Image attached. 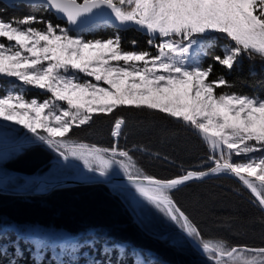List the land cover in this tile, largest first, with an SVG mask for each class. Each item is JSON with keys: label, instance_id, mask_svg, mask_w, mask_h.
<instances>
[{"label": "snow or ice", "instance_id": "obj_1", "mask_svg": "<svg viewBox=\"0 0 264 264\" xmlns=\"http://www.w3.org/2000/svg\"><path fill=\"white\" fill-rule=\"evenodd\" d=\"M17 6L53 12L66 24L34 13L7 17L0 12V76L47 95L26 99L23 92L13 90L15 84L0 95V139L15 140L16 152L45 146L57 154L58 163L72 166V161H81L84 169L101 177L116 166L134 193L198 243L212 264H264V247L205 239L173 195L190 181L230 174L264 211V98L229 91L234 85L214 73V64L230 72L245 57L264 59V0H22ZM97 21L143 30L148 48L139 49L132 40L134 50H126L119 34L87 39L85 33ZM218 38L224 41L222 54L212 55L214 63L205 67L203 57ZM117 109L158 112L192 129L208 147L205 164L210 161V166L173 178L146 173L128 150L119 147L126 124L122 115L114 120L111 147L72 138L73 130L90 124L94 115ZM233 157L244 159L235 162ZM20 242L41 252L46 246L45 238L20 237ZM96 243L88 239L59 247L75 257ZM114 247L105 243V259L85 264H113ZM16 250L23 255L19 244ZM7 251L0 245V255ZM53 264L79 261L57 258Z\"/></svg>", "mask_w": 264, "mask_h": 264}, {"label": "trees", "instance_id": "obj_2", "mask_svg": "<svg viewBox=\"0 0 264 264\" xmlns=\"http://www.w3.org/2000/svg\"><path fill=\"white\" fill-rule=\"evenodd\" d=\"M17 5L21 4L7 6L0 1V12L7 17L34 13L54 24L65 25L42 8ZM116 34L121 36L126 50H134L132 40L137 41V48H148V37L135 30L120 31L109 24H97L85 33L87 39H106ZM223 44V38L216 40L209 55L203 57L205 67L214 63L212 55L222 54ZM214 73L225 75L234 85L229 91L264 98V59L259 56L245 57L230 72L214 64ZM13 84L16 85L13 90L23 92L26 99L47 98L43 90L23 86L14 78L3 76H0V95ZM121 115L126 124L119 147L128 150L137 166L146 173L158 178H173L186 170L211 164L210 161L205 164L209 155L207 145L192 129L158 112L117 109L113 114L94 115L90 124L73 130L72 138L98 147H111L115 142L111 135L114 120ZM56 158L55 152L45 146H32L20 152L12 148L0 156V174L19 172L49 180L76 174L74 165L65 164L63 173H53L58 169L57 162L52 161ZM243 159L233 157L235 162ZM3 181L1 186L9 189L34 184L18 176ZM124 190L102 183H87L53 189L42 195L0 193V234H3L0 245L8 250L7 255H0V258L4 262L15 260L18 264H34L35 261L53 264L57 258L66 262L76 259L79 264H85L93 258L105 259L102 247L107 243L109 247L115 245L110 257L113 264H121V261L136 264L138 259L144 264H212L203 251H197L189 243L178 226L151 205L144 210L135 208L123 195ZM173 195L200 227L205 239L224 240L230 246L264 247V213L233 178L218 176L191 182L174 190ZM20 237L45 238L46 246L41 252L39 247L20 242ZM88 239L98 243L93 248H83V254L75 257L68 252L62 253L59 247ZM17 244L24 249L22 256L16 250Z\"/></svg>", "mask_w": 264, "mask_h": 264}, {"label": "water", "instance_id": "obj_3", "mask_svg": "<svg viewBox=\"0 0 264 264\" xmlns=\"http://www.w3.org/2000/svg\"><path fill=\"white\" fill-rule=\"evenodd\" d=\"M0 1H2L6 5L22 4V0H0ZM35 2L38 3L39 0H35ZM51 13L54 14V16L56 17L57 20H60L66 24V21L62 17L56 15L53 12H51ZM99 23L103 24L104 22H102V21L96 22V24H99ZM108 24H110L113 28L118 29V30L124 31V30L133 29V30L147 36V34L143 30H141L137 27L131 26V25H129L127 27H122V26L116 25L115 23H108ZM12 143L13 142H7V144H12ZM55 161H58V158L55 159ZM71 163L80 168L79 172L74 176L64 177L60 180H43V179L35 177L33 174H24V173H19V172H12L10 174H0L1 180H6L10 177L18 176V177H21L25 180L35 181V184L31 187H28V188L9 189V188H5V187H0V193L10 194V195H27V196L41 195V194L49 193L53 189H57V188H61V187H68V186H74V185H79V184H87V183H102L108 187L131 188V186L127 184V180H126L125 176H116V175L109 174V176H107V177H101V176H99L98 173L94 174V173L88 172L86 169L83 168V164L78 162V161H72ZM206 167L200 168V169H195V170H205ZM85 174H90L91 177H86ZM218 176H227V177L233 178L254 199V197L252 196L250 191L239 181V179L237 177H235L233 175L222 173L219 175H212V176L204 177L202 180H206V179L218 177ZM202 180L190 181L187 184H189L191 182L202 181ZM262 212L264 213V211H262ZM186 239L189 241V243L196 250L201 251V248L199 247L198 243H196L195 241H192L188 238H186Z\"/></svg>", "mask_w": 264, "mask_h": 264}, {"label": "rangeland", "instance_id": "obj_4", "mask_svg": "<svg viewBox=\"0 0 264 264\" xmlns=\"http://www.w3.org/2000/svg\"><path fill=\"white\" fill-rule=\"evenodd\" d=\"M35 89V88H34ZM38 90V89H36ZM7 123H10V122H7ZM16 127H22L20 125H16ZM7 142H13L12 144H7ZM15 144H16V141L13 140V139H0V156L6 151V150H10L12 148H15ZM81 162V161H79ZM82 163V162H81ZM73 165V164H72ZM57 166H58V169H56L53 173H63L65 171V169L63 168L64 166V162L63 161H60L59 163L57 162ZM74 170H76V173L79 171V169H76L78 168L77 166L74 165V167H72ZM58 170V171H57ZM110 174H113V175H118V176H122V172L120 171V169L116 166H114V168L110 171ZM87 177H90V175H85ZM66 177V176H65ZM40 179H45V180H48L47 177H39ZM4 184V181L3 180H0V186ZM125 190L122 192L123 195L130 201V203L137 209H140V210H144L145 208H147V202L145 201H142L141 198H139L135 193H134V190L133 189H126L124 188ZM202 251V249H201ZM5 260L0 258V264H7L9 262H4Z\"/></svg>", "mask_w": 264, "mask_h": 264}]
</instances>
